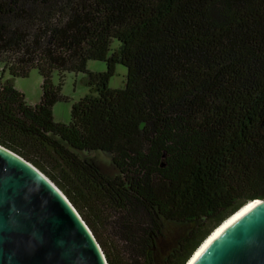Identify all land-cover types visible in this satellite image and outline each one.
Returning a JSON list of instances; mask_svg holds the SVG:
<instances>
[{
    "label": "trees",
    "instance_id": "obj_1",
    "mask_svg": "<svg viewBox=\"0 0 264 264\" xmlns=\"http://www.w3.org/2000/svg\"><path fill=\"white\" fill-rule=\"evenodd\" d=\"M0 66V146L68 198L108 264H188L264 200V0H0ZM34 70L31 106L13 80ZM70 73L90 93L63 125L52 108ZM167 224L188 229L157 260Z\"/></svg>",
    "mask_w": 264,
    "mask_h": 264
},
{
    "label": "water",
    "instance_id": "obj_2",
    "mask_svg": "<svg viewBox=\"0 0 264 264\" xmlns=\"http://www.w3.org/2000/svg\"><path fill=\"white\" fill-rule=\"evenodd\" d=\"M222 230L192 264H264V200ZM0 264H108L68 198L0 146Z\"/></svg>",
    "mask_w": 264,
    "mask_h": 264
},
{
    "label": "rangeland",
    "instance_id": "obj_3",
    "mask_svg": "<svg viewBox=\"0 0 264 264\" xmlns=\"http://www.w3.org/2000/svg\"><path fill=\"white\" fill-rule=\"evenodd\" d=\"M118 46L117 42L112 43V48ZM87 70L92 73H102L106 71L104 62L89 61ZM127 70L121 65L115 68L114 76L109 80L108 86L111 90L123 89L126 83ZM1 78V66H0ZM8 74H4L3 80H9ZM41 83L42 79L37 71H31L26 78H17L13 80L16 90L21 92L28 105L34 106L39 103L41 98ZM52 83L55 86L60 84V79L57 73L53 74ZM61 95L66 98V101L56 103L52 108V116L55 123L68 125L71 120L72 105L84 98L90 93V89L85 84L84 74H66L61 85ZM187 227L167 224L164 230L163 237L158 241L155 250L157 260L168 256L177 246V243L185 235Z\"/></svg>",
    "mask_w": 264,
    "mask_h": 264
},
{
    "label": "bare ground",
    "instance_id": "obj_4",
    "mask_svg": "<svg viewBox=\"0 0 264 264\" xmlns=\"http://www.w3.org/2000/svg\"><path fill=\"white\" fill-rule=\"evenodd\" d=\"M259 204V201H252L246 204L244 207H242L239 211H237L235 214L230 216L226 221H224L218 228H216L207 238L206 240L201 244V246L195 251L193 256L190 258L188 264H192L193 261L198 257V255L204 250V248L222 231L224 230L228 225H230L234 220H236L239 216H241L244 212L252 208L253 206Z\"/></svg>",
    "mask_w": 264,
    "mask_h": 264
}]
</instances>
